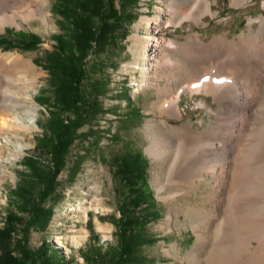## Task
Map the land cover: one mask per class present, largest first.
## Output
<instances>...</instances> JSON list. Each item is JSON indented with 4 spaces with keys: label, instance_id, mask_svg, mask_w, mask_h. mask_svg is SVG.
Instances as JSON below:
<instances>
[{
    "label": "rangeland",
    "instance_id": "rangeland-1",
    "mask_svg": "<svg viewBox=\"0 0 264 264\" xmlns=\"http://www.w3.org/2000/svg\"><path fill=\"white\" fill-rule=\"evenodd\" d=\"M187 1L139 0L137 7L129 9L126 28L117 34L116 40L89 52L85 58L86 77L80 82V91L83 87L88 98L97 101L103 110L97 113L89 110L83 124L82 115L79 116L81 125L73 132L62 157L63 165L55 174L48 193H37L38 179L29 175L23 155L34 154L41 170L50 163L47 146L39 140L47 133L45 119L53 99L48 72L42 61L54 43L50 34L59 30V16L51 10L53 0H48L44 8L45 22L40 15L34 14L27 20L17 17V24L5 23L0 28V35L5 37L0 51L19 53L31 64L34 75L31 94L36 109L34 122L27 132L18 135L6 132L15 142L23 144V149L17 158L0 166L4 169L0 171V227L9 211L18 215L20 221L7 242L0 239V248L8 245L17 253V243H23L25 253H28L26 264H111L109 255L118 248L119 212L128 200L116 166L121 156L136 153L144 160L145 180L154 197L148 210L153 212L143 227L148 240L132 256L125 257L124 264H192L194 246L205 231L198 217L201 209L208 210L205 194L212 177L201 179L202 182L189 192V186L169 183L166 164L147 152L155 138L150 126L156 124L165 129L161 122L163 118L174 123L192 121L198 129L219 124L220 103L211 94L184 91L178 99L181 119L166 112L159 113L158 92L168 82L160 67L163 62L167 64V57L160 55L173 49L174 42L186 43L194 35L210 46L221 36L237 39L242 33L247 34L251 27L264 30V0H247L239 6L231 4L230 0H211L213 15L205 12L200 20L185 18L178 23L174 13ZM36 3L34 0L33 9ZM200 7L198 0L196 10ZM261 15L263 19L259 18ZM8 27L21 29L23 34H6ZM26 32H33L40 38L33 48L20 45L19 37L26 36ZM150 37L162 39L156 58L152 57L153 50L145 47L144 39ZM241 56L240 50L223 49L213 64L204 65L206 70L198 80L207 75L214 76L218 70L216 63ZM145 66L149 68L147 74L142 72ZM5 87L8 92V86ZM36 96L41 100L37 101ZM42 99H47L46 103ZM76 109L80 113L82 104ZM257 109V121L249 131L253 154L261 152L264 146V96ZM72 115L66 111L61 114L69 118ZM22 181L29 185L33 183L29 188H32L34 198L38 196L37 204L50 209L44 225L38 221L27 225L32 221L26 209L28 204L14 202L11 189ZM91 198L96 200L90 202ZM20 206H24L23 209ZM82 207H86V214ZM72 235L78 236L77 243L71 241ZM58 236L61 244L56 243Z\"/></svg>",
    "mask_w": 264,
    "mask_h": 264
},
{
    "label": "bare ground",
    "instance_id": "bare-ground-1",
    "mask_svg": "<svg viewBox=\"0 0 264 264\" xmlns=\"http://www.w3.org/2000/svg\"><path fill=\"white\" fill-rule=\"evenodd\" d=\"M246 1L230 3L239 6ZM47 2L37 0L33 9L34 0H2L0 28L5 23L17 24V17L27 20L34 14L45 22ZM197 2L188 0L174 13L178 23L185 18L200 20L205 12L215 13L211 0H199L198 10ZM144 41L156 58L162 39L150 37ZM212 43L207 46L194 35L186 43L174 42L173 49L160 55L167 57V64L163 62L160 67L168 82L159 89L157 109L181 119L180 95L184 91L204 92L219 101L221 122L198 129L192 121L174 123L163 118L165 129L156 124L150 126L155 138L147 152L166 164L167 181L189 186L187 192L201 179L212 177L205 194L208 210L201 209L198 217L205 231L194 246L192 264H264V146L253 154L249 132L257 121V106L264 96V30L251 27L237 39L221 36ZM226 48L240 50L242 56L216 63L214 76L198 80L206 70L204 65L211 64ZM148 69L145 66L142 72L147 74ZM33 83L29 60L16 52L0 51V166L23 149V144L6 132H27L34 122ZM93 200L96 199L89 201ZM83 208L86 214V207ZM70 238L77 243V235ZM56 243H62L59 236Z\"/></svg>",
    "mask_w": 264,
    "mask_h": 264
},
{
    "label": "trees",
    "instance_id": "trees-1",
    "mask_svg": "<svg viewBox=\"0 0 264 264\" xmlns=\"http://www.w3.org/2000/svg\"><path fill=\"white\" fill-rule=\"evenodd\" d=\"M139 0H53L51 10L58 17L59 30L51 33L54 40L42 61V66L48 72L52 86L53 99L49 104L48 116L45 119L47 133L42 134V140L47 146L50 163L45 170L38 168V158L34 154L23 155V164L30 170L29 175L38 179L37 193H48L59 168L63 165V154L70 143L74 130L81 125L79 116L83 119L89 110L97 113L101 108L97 101L90 100L85 90L80 91V82L86 77L85 58L94 49H102L116 40L117 34L126 28V15L129 9L138 6ZM125 27V28H124ZM6 34L20 33L21 29L5 28ZM5 37L0 35V44ZM23 48H33L40 40L33 32L19 37ZM94 80V79H92ZM36 100H41L36 96ZM47 99H42L46 103ZM82 104V110L77 107ZM57 109V110H56ZM72 112V117H62V112ZM142 155L136 153L123 155L119 158L116 173L122 179L124 190L128 195L119 212L118 248L109 255L111 264H124L125 257H130L146 240L143 233L144 224L152 217L148 210L149 202L154 198L152 189L145 180ZM33 183H30V185ZM25 181L12 187L14 202L20 201L26 206L32 222L42 225L50 216V209L38 203L32 196L33 191ZM38 193V194H39ZM24 206H20L23 209ZM20 209V210H21ZM18 215L8 212L4 224L0 227V239L5 242L14 232ZM19 252L6 245L0 248V264H26L27 255L23 243L18 242Z\"/></svg>",
    "mask_w": 264,
    "mask_h": 264
}]
</instances>
